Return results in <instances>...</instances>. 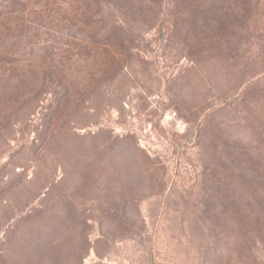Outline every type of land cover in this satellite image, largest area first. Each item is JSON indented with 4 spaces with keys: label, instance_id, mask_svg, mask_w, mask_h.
I'll use <instances>...</instances> for the list:
<instances>
[{
    "label": "rangeland",
    "instance_id": "obj_1",
    "mask_svg": "<svg viewBox=\"0 0 264 264\" xmlns=\"http://www.w3.org/2000/svg\"><path fill=\"white\" fill-rule=\"evenodd\" d=\"M110 1L0 0V264H264L240 206L264 189L237 184L264 166V103L224 54L238 30L100 41Z\"/></svg>",
    "mask_w": 264,
    "mask_h": 264
},
{
    "label": "trees",
    "instance_id": "obj_2",
    "mask_svg": "<svg viewBox=\"0 0 264 264\" xmlns=\"http://www.w3.org/2000/svg\"><path fill=\"white\" fill-rule=\"evenodd\" d=\"M116 6L114 21L103 22L100 26V41L114 39L122 44L125 41L133 43L137 38L153 26L169 23V37L182 41L193 35H215L219 39H230L236 36L238 30L241 41H236L238 46L232 51L224 49V54H234L244 66L242 76L245 84V93L241 103L250 105L251 101L264 103V69H255L257 64L256 52L252 51L255 40L262 36L264 30L258 27L260 0H113ZM263 1V0H262ZM109 2L110 0H101ZM102 21H105L106 12L100 11ZM236 17L233 20V17ZM236 27V28H235ZM237 36V37H238ZM134 38L135 40H126ZM238 38V39H239ZM223 49V48H222ZM223 53V51H222ZM262 75V76H259ZM251 106V105H250ZM243 166V167H242ZM244 172L239 176L237 184L241 186L259 187L264 189V166L261 164L250 166L243 164ZM236 178L233 176L231 182ZM264 193L256 191L250 196L254 199L256 207L253 209L252 201L247 197H240V206L246 214L249 223L253 222L256 235L248 237L247 242L258 246L263 242L264 235ZM250 198V197H249Z\"/></svg>",
    "mask_w": 264,
    "mask_h": 264
}]
</instances>
